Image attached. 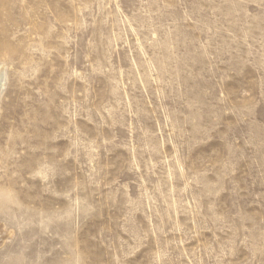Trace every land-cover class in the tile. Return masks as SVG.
I'll use <instances>...</instances> for the list:
<instances>
[{"label": "rangeland", "instance_id": "1", "mask_svg": "<svg viewBox=\"0 0 264 264\" xmlns=\"http://www.w3.org/2000/svg\"><path fill=\"white\" fill-rule=\"evenodd\" d=\"M0 264H264V0H0Z\"/></svg>", "mask_w": 264, "mask_h": 264}, {"label": "bare ground", "instance_id": "2", "mask_svg": "<svg viewBox=\"0 0 264 264\" xmlns=\"http://www.w3.org/2000/svg\"><path fill=\"white\" fill-rule=\"evenodd\" d=\"M2 71L0 70V92H1V90H2V88H3V79H2Z\"/></svg>", "mask_w": 264, "mask_h": 264}]
</instances>
